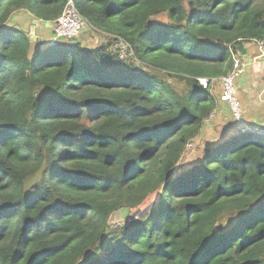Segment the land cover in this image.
I'll return each instance as SVG.
<instances>
[{"label":"trees","instance_id":"16d2710c","mask_svg":"<svg viewBox=\"0 0 264 264\" xmlns=\"http://www.w3.org/2000/svg\"><path fill=\"white\" fill-rule=\"evenodd\" d=\"M73 2L134 56L32 46L14 13L53 25L69 0H0V264H264V130L181 163L264 0Z\"/></svg>","mask_w":264,"mask_h":264},{"label":"rangeland","instance_id":"374dc122","mask_svg":"<svg viewBox=\"0 0 264 264\" xmlns=\"http://www.w3.org/2000/svg\"><path fill=\"white\" fill-rule=\"evenodd\" d=\"M14 18H17L21 21L20 26H15L14 22L12 21V19H14ZM163 20H166V19H163ZM39 24H40L39 20H37L34 16H32L31 14H29L28 12L23 11V10L19 11L17 13H14V15L11 17V19L9 21L10 26L21 29L28 34L29 38L32 41V46L37 45V43H38L37 47L43 43H47L48 41L49 42L52 41V39H50V38L47 40H43L42 37H39L36 35L35 32H37ZM109 24H110V26H114L116 24V19L115 18L109 19ZM52 29L55 30L54 24L52 26ZM31 33H34V34H31ZM78 38H80V41L78 44H80L81 47H84L86 49H95L97 47L107 46L109 51L114 56H118L119 59H121L120 58V52L116 51L118 41L116 39H114V36H112L110 34H104V33H101L97 30H94V29L88 27L83 32H81V34ZM92 39H97L98 42L96 43ZM68 40L69 39H62L63 42H69ZM251 43H256L259 45L260 48L264 49V41L251 42ZM251 43H249V44H251ZM241 63L243 65V69H244V73H245L246 67H247V61L244 60V58H243V61ZM249 72H255V71H253L251 69V71H249ZM240 77H239V79H240ZM238 80L236 82V86H237V91H238V98H239V101H240V104L242 107V119H243V122L246 121L248 123L249 121L245 120L248 118L246 116V111H245V108L243 105V100H242L243 93L238 88ZM224 91H225L224 90V84H223L222 80L220 79L219 83H215L214 89H213V94L215 95L216 101H217L216 111L213 112V114L205 121V126H204V129H203L201 135L192 142L191 146L189 145L187 147L186 152L184 153L182 160H181L182 165H188L190 162L194 161L199 156H201L202 154H201L200 150L203 147H205L207 143L216 142L220 138L228 135V132H229L228 130L230 129V125L232 124V120L235 119V117L231 111L229 103L224 99ZM143 210L144 211L148 210V208L145 207V209H143ZM130 215H133V213L132 214L130 213Z\"/></svg>","mask_w":264,"mask_h":264},{"label":"crops","instance_id":"0c3cea01","mask_svg":"<svg viewBox=\"0 0 264 264\" xmlns=\"http://www.w3.org/2000/svg\"><path fill=\"white\" fill-rule=\"evenodd\" d=\"M12 21L15 26H20L21 21L19 19L14 18ZM52 26L53 25L49 23H47L46 26L40 21L37 32L35 33L37 36L42 37L43 40L52 39L51 33L54 30ZM92 40L96 43L98 42L97 39ZM37 45H35V47H37ZM40 46L42 45H39V47ZM245 46L252 62H247L246 71L238 80V88L243 93L242 100L248 118L245 120L258 128L264 126V49L260 48L256 43ZM251 69L255 72H249ZM233 120L228 131L236 130L240 127L235 119ZM231 136L232 134L230 137Z\"/></svg>","mask_w":264,"mask_h":264},{"label":"built area","instance_id":"2783aa9c","mask_svg":"<svg viewBox=\"0 0 264 264\" xmlns=\"http://www.w3.org/2000/svg\"><path fill=\"white\" fill-rule=\"evenodd\" d=\"M54 25H55V36L53 41H56L57 39L62 40V39L79 37L81 32H83L88 27L97 30L95 27H93L90 24L88 20H86L79 14L73 0H69V3L63 15L57 22H55ZM114 39L118 41L116 51L120 52L121 60L129 56H134V52L131 49V46H129V44L125 40H123L121 37H115V36ZM55 43L56 42H54V44ZM233 61H234L233 72L230 74V76L221 79L224 84V90H225L224 99L229 103L231 111L237 123L244 124L245 122H243L242 119V107L238 98V91L236 86L237 80L244 73L243 65L241 63L243 61V58L242 56H240V54L239 55L235 54L233 57ZM200 81L205 88L208 87L209 85L208 80L202 79ZM191 145L192 144H190V146Z\"/></svg>","mask_w":264,"mask_h":264},{"label":"water","instance_id":"95a60500","mask_svg":"<svg viewBox=\"0 0 264 264\" xmlns=\"http://www.w3.org/2000/svg\"><path fill=\"white\" fill-rule=\"evenodd\" d=\"M42 23H43L44 25L47 26V23H46V22H42ZM51 35H52V40H53V39H54V36H55V30L52 31ZM40 41H41V40H40ZM68 41H69V43L78 44L79 41H80V38H78V37H75V38H69ZM54 42L60 43V42H62V40L57 39L56 41H51V42L43 43V44H41V45H42V47H45V46H47V45H52V44H54ZM37 48H39V47H37ZM238 51H239L240 55L244 58V60H246V61L249 62V63L252 62V60H251L250 57L248 56V51H247L245 45H240V46L238 47ZM238 124H239V123H238ZM239 125L242 126V125H245V124H239ZM245 127H246V126H245ZM245 127H244V128H245ZM257 129H258V130H264V126H262V127H258ZM242 130H243V129H242ZM233 131H234V130H231V131H229V132H233ZM150 207H151V206H149L148 209H150ZM146 211H148V210H145L144 212H146ZM140 213H143V212L139 211L138 213H135V214H133V215H130V209H129V208H123V209H121V210H119V211L114 212V213L111 215L110 220H109V224H110L111 226H119V225H121V224H126V223L129 222L131 219L136 218V216H137L138 214H140Z\"/></svg>","mask_w":264,"mask_h":264},{"label":"clouds","instance_id":"9594fccd","mask_svg":"<svg viewBox=\"0 0 264 264\" xmlns=\"http://www.w3.org/2000/svg\"><path fill=\"white\" fill-rule=\"evenodd\" d=\"M53 41V40H52ZM57 43V42H56Z\"/></svg>","mask_w":264,"mask_h":264}]
</instances>
